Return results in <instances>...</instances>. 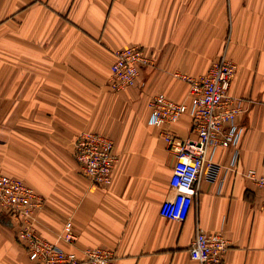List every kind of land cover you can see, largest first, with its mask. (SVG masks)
I'll return each instance as SVG.
<instances>
[{
    "label": "crops",
    "instance_id": "crops-1",
    "mask_svg": "<svg viewBox=\"0 0 264 264\" xmlns=\"http://www.w3.org/2000/svg\"><path fill=\"white\" fill-rule=\"evenodd\" d=\"M140 46L154 59L133 87L114 91L115 51ZM227 51L230 93L245 101L239 157L219 149L216 181L202 180L183 222L161 216L174 195L175 155L150 124L152 96L189 103L188 83ZM195 137L189 114L171 127ZM84 132L115 142L108 186H94L74 156ZM264 176V0H0V174L42 197L39 234L82 257L103 247L114 264H198L196 230L221 233L226 264H264V195L243 173ZM71 222L76 240L62 239ZM19 222L0 207V264H36Z\"/></svg>",
    "mask_w": 264,
    "mask_h": 264
},
{
    "label": "built area",
    "instance_id": "built-area-1",
    "mask_svg": "<svg viewBox=\"0 0 264 264\" xmlns=\"http://www.w3.org/2000/svg\"><path fill=\"white\" fill-rule=\"evenodd\" d=\"M43 2L44 0H31ZM154 65L140 46H128L115 51L109 75L112 90L122 91L136 85L143 69ZM237 70L236 64L224 50L220 59L208 72L199 77L180 76L189 86V103L176 102L159 94L150 99V124L163 127L167 148L176 157L170 185L174 195L165 199L162 217L183 222L189 216L202 180L216 181L222 166L215 162L219 149L233 150L231 165L236 166L243 130L238 118L245 111V101L230 93ZM184 114L192 119L195 137L182 138L166 127L176 124ZM75 159L80 170L94 186H108L117 162L115 142L112 138L95 132L82 133L75 143ZM243 175L264 195V176L255 170ZM44 202L33 188L23 181L0 174V207L19 222V239L25 244L28 258L36 264H114L113 250L93 247L82 257L65 251L58 244L43 238L36 228V215ZM62 239L76 240L71 222H67ZM229 243L221 233L196 230L190 254L198 264H226Z\"/></svg>",
    "mask_w": 264,
    "mask_h": 264
}]
</instances>
